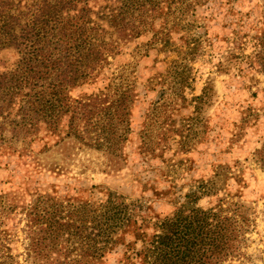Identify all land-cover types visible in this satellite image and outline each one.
Wrapping results in <instances>:
<instances>
[{"label":"rangeland","instance_id":"obj_1","mask_svg":"<svg viewBox=\"0 0 264 264\" xmlns=\"http://www.w3.org/2000/svg\"><path fill=\"white\" fill-rule=\"evenodd\" d=\"M151 22L68 91L71 100L127 93L129 131L118 151L66 136L65 120L58 137L42 130L39 140L15 143L21 153L0 150L3 264H30L25 208L36 197L72 215L109 193L135 210L143 236L118 231L102 264H144L138 252L163 219L234 203L249 218L245 254L223 264H264V168L254 154L264 143V60L256 59L264 0H165ZM14 57L1 51L0 70ZM66 236L41 253L76 256L83 243Z\"/></svg>","mask_w":264,"mask_h":264},{"label":"trees","instance_id":"obj_2","mask_svg":"<svg viewBox=\"0 0 264 264\" xmlns=\"http://www.w3.org/2000/svg\"><path fill=\"white\" fill-rule=\"evenodd\" d=\"M164 2L0 0V52L10 50L15 56L9 68L0 70V150L21 153L15 143L39 140L42 130L58 137L65 120L66 136L96 149L118 151L129 131L127 93L71 100L68 91L93 79L108 56L120 50L121 42L149 30L153 14ZM258 39L263 46L264 36ZM256 59L263 62L261 49ZM206 95L196 99L203 102ZM254 154L264 168V143ZM45 200L38 196L25 208L30 264H102L104 253L121 240L118 231L133 229L135 238L143 236L142 224L132 217L135 210L111 193L105 201L83 205L72 215H62ZM233 205L192 208L186 215L163 219L138 252L142 262L223 264L242 258L249 218L242 205ZM64 234L66 242L70 236L82 241V251L76 256L60 249V255L41 253L58 247Z\"/></svg>","mask_w":264,"mask_h":264}]
</instances>
